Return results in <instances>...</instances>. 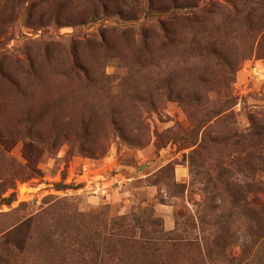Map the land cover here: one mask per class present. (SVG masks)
<instances>
[{"label":"rangeland","instance_id":"rangeland-1","mask_svg":"<svg viewBox=\"0 0 264 264\" xmlns=\"http://www.w3.org/2000/svg\"><path fill=\"white\" fill-rule=\"evenodd\" d=\"M228 1L197 0L180 12ZM33 4L49 19L37 23L38 12L28 13ZM168 6L171 0H110L81 19L85 0H0V198H10L0 204V264H264V169L248 176L240 159L249 161L252 148L234 145L232 135L254 122L264 127V28L257 31L260 21L250 31L230 29L216 58L162 50ZM102 42L113 46L104 62ZM145 43L143 59L153 64L127 66ZM75 57L91 68V83L80 84L84 72L69 69ZM189 70L215 81L198 102L180 94L192 89ZM223 88L236 103L207 120ZM196 119L206 120L197 138ZM31 126L40 137L25 131ZM204 134L215 140L205 151L212 162L191 167L192 147L181 137ZM168 162L173 170H162ZM101 166L88 179L89 167ZM23 185L31 189L25 197ZM150 210L158 225L146 220ZM105 225L132 230L133 257L103 254ZM92 230L99 247L82 261L74 248L83 249ZM144 232L173 238L179 249L143 251Z\"/></svg>","mask_w":264,"mask_h":264},{"label":"trees","instance_id":"trees-1","mask_svg":"<svg viewBox=\"0 0 264 264\" xmlns=\"http://www.w3.org/2000/svg\"><path fill=\"white\" fill-rule=\"evenodd\" d=\"M108 1L110 0H85L87 9L81 13L79 18L83 19L87 16L96 15L99 8L103 10L107 8ZM196 1L197 0H171L174 6H168V8L165 9L164 12L165 16L167 17V21L164 23L166 25H163V23L161 22V29L163 33L160 37V42L162 43V50L177 49L176 52H180L181 54H185V52H191L195 53L191 54L194 56L206 52L209 57L216 58L217 56H220L219 54L224 48L225 43L223 41L225 40V36H229L228 31L230 29H232V32L239 31L240 29L243 30L245 28L250 31L251 29L249 28H251L253 25L257 26L258 22L260 23V21L261 25H259V27L257 26V31H260L264 28V0H234L232 2L228 1L227 5L221 2H212L209 8L203 10V12L201 13L184 14L180 12L182 9L186 10V7L191 8L196 6ZM179 3L181 5H178ZM36 9H38L36 7V4L28 6V13L31 14L32 12H38L36 17L37 23L41 24L45 19H49L46 18V10ZM57 14L59 13L56 12L53 16L55 17L57 16ZM70 18H72V16ZM199 32L200 34L198 35ZM254 39V36H251L249 38V41L252 45L254 43ZM98 47L101 51L104 52V54L100 58V61L104 62L107 60L108 56H110V53L113 52V46H111L108 42H102V44H98ZM139 48L134 50L135 53L139 54L131 56L127 61V66L142 68L145 63L153 64V62H148L145 58L143 59V57L149 52L146 43L141 47V49ZM246 54L247 55L245 56L249 55V53ZM138 55H141V57ZM85 64V62L75 57L72 59L69 69L73 70L78 68L83 71L86 79H81L80 76L77 75V80L80 84L85 81L86 85L91 83V80L93 79L90 78L91 68ZM231 64L229 66H231ZM101 66L104 65L101 64ZM200 75L201 74L197 73L194 74V71L189 70L188 77L185 80V86L192 89L191 91H185L182 93H180L179 91L176 96L178 97L180 93L183 94L181 95L182 97H187L184 98L185 102H198L202 98V95L206 92V90H209L212 84H215V81H212V79L208 80V77L207 79L203 78L204 75L202 77H199ZM228 82H230V80ZM196 83L201 84L200 88L194 89ZM188 88H183V90ZM220 91L221 89H219L218 92L216 91L218 95ZM222 92V99L216 100L220 102L219 106L209 110L208 112L206 111L205 115H207L209 118L207 120H210L212 119V117H216L222 112L227 111L236 103V97H233L228 88H223ZM186 110L188 114L190 112L191 115V112L197 110V105ZM224 115L229 116L231 115V113H224ZM28 121L30 122V125H32L34 118L29 119ZM196 121L197 122H195L194 124L196 128L192 130L191 134L193 135H191V137L197 138L199 129H202L201 126L204 125V122H206V120L196 119ZM251 122H253V119H251ZM25 131L30 134V137H32L33 135H35L36 137L41 136V133H39V131L37 130H34L32 126L27 127ZM232 135L234 138V145H245L248 147V149L252 148L251 159L248 161V158L245 155L240 159V161H242L240 163L243 170H246L245 172L249 174L248 176L253 177L259 168L264 169V127H262L261 124H257L254 122V124H252L249 128L248 132L239 134L234 133ZM230 137L232 136H226L225 138L229 139ZM181 139L185 141V145L187 148L192 147L188 153L191 167L196 166L199 161L198 159H203L201 161L208 162V164L212 162V158L208 155H205V151L207 148L211 147L210 141L215 142L214 139H210L209 136L205 134L201 136V139L199 141L194 138L190 139L189 137H181ZM207 140L209 144H207ZM193 162H195V165H193ZM231 162L232 161H230V164ZM217 167L220 166L218 165ZM223 167H225V165ZM162 170H173V165L168 162L163 166ZM163 183L165 185L167 184V186L171 184V182H168L167 180L165 181V179L163 180ZM260 190L264 192V182ZM2 202L9 203L10 198L1 197L0 204ZM83 215L85 216V214ZM152 215L153 213L150 210V214L148 215V217H146V220H151L152 223L158 225V218H155ZM117 219L124 221L123 216H119L117 217ZM104 230L105 231L103 233V236L101 237V241L103 242V254L106 255V257L109 255H111L112 257L118 256V258L125 257L128 259L133 257L131 250L133 249V246H137V243L139 242L138 240L134 239L131 234H128V232H132L131 229L127 228L125 225H120L117 227H113L111 225L109 227H106L105 225ZM95 235L96 230H92L88 234L86 233L82 239L83 245L81 246H83V249L74 248V251L78 253L82 261H86L87 259L88 255H86V252L94 253L96 248L98 249V235ZM142 235L144 236V242L140 243L139 248L143 251L145 249H154L158 244L165 245L171 250L179 249V245L177 244V242H172L173 244H170L168 242V240L173 238L164 237L163 234L160 237H155L153 235H149V232H144L142 233ZM85 248H87L88 251H85Z\"/></svg>","mask_w":264,"mask_h":264},{"label":"crops","instance_id":"crops-1","mask_svg":"<svg viewBox=\"0 0 264 264\" xmlns=\"http://www.w3.org/2000/svg\"><path fill=\"white\" fill-rule=\"evenodd\" d=\"M107 164V163H106ZM105 164V165H106ZM104 166V165H103ZM103 166H101V167H98V168H91V167H89V174H88V179H90V180H94L93 178L96 176V175H93V173L94 172H96V171H98V170H101L102 169V167ZM110 169L112 168V167H109ZM92 197H94V196H92Z\"/></svg>","mask_w":264,"mask_h":264},{"label":"bare ground","instance_id":"bare-ground-1","mask_svg":"<svg viewBox=\"0 0 264 264\" xmlns=\"http://www.w3.org/2000/svg\"><path fill=\"white\" fill-rule=\"evenodd\" d=\"M29 190H31V189L28 188V186L23 185V186H21V187L19 188V193H20L21 196L25 197V196H27V192H28Z\"/></svg>","mask_w":264,"mask_h":264},{"label":"built area","instance_id":"built-area-1","mask_svg":"<svg viewBox=\"0 0 264 264\" xmlns=\"http://www.w3.org/2000/svg\"><path fill=\"white\" fill-rule=\"evenodd\" d=\"M255 68V67H254Z\"/></svg>","mask_w":264,"mask_h":264}]
</instances>
